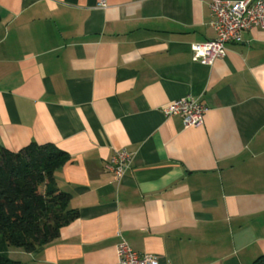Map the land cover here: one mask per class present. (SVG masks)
Masks as SVG:
<instances>
[{
	"label": "crops",
	"instance_id": "crops-1",
	"mask_svg": "<svg viewBox=\"0 0 264 264\" xmlns=\"http://www.w3.org/2000/svg\"><path fill=\"white\" fill-rule=\"evenodd\" d=\"M211 0H0V146L50 143L77 217L8 255L25 264H117L119 237L158 264L264 259V29L201 64ZM207 107L184 127L164 107ZM115 150L132 159L116 180Z\"/></svg>",
	"mask_w": 264,
	"mask_h": 264
},
{
	"label": "trees",
	"instance_id": "trees-1",
	"mask_svg": "<svg viewBox=\"0 0 264 264\" xmlns=\"http://www.w3.org/2000/svg\"><path fill=\"white\" fill-rule=\"evenodd\" d=\"M67 160V153L50 143H30L18 151L0 146V264H25L8 251L32 252L77 217L55 181Z\"/></svg>",
	"mask_w": 264,
	"mask_h": 264
},
{
	"label": "built area",
	"instance_id": "built-area-1",
	"mask_svg": "<svg viewBox=\"0 0 264 264\" xmlns=\"http://www.w3.org/2000/svg\"><path fill=\"white\" fill-rule=\"evenodd\" d=\"M96 7L105 9L107 0H97ZM211 19L208 25L215 37L202 43L191 45L194 57L204 65H209L217 57L226 53V45L241 41L243 31L264 29V0H211ZM167 116L177 115L184 127L196 126L203 122L207 107L198 99L182 97L164 107ZM131 155L125 150H115L105 165L114 178L120 180L130 166ZM117 264H158L150 253L134 251L125 239L119 237L116 244Z\"/></svg>",
	"mask_w": 264,
	"mask_h": 264
},
{
	"label": "rangeland",
	"instance_id": "rangeland-1",
	"mask_svg": "<svg viewBox=\"0 0 264 264\" xmlns=\"http://www.w3.org/2000/svg\"><path fill=\"white\" fill-rule=\"evenodd\" d=\"M10 258H12L11 256H14V255H8ZM13 259V258H12ZM14 260H16V259H14Z\"/></svg>",
	"mask_w": 264,
	"mask_h": 264
}]
</instances>
